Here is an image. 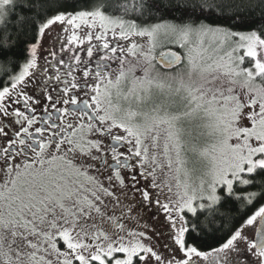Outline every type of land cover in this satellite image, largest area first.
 Here are the masks:
<instances>
[{
    "label": "snow or ice",
    "instance_id": "6c2138e0",
    "mask_svg": "<svg viewBox=\"0 0 264 264\" xmlns=\"http://www.w3.org/2000/svg\"><path fill=\"white\" fill-rule=\"evenodd\" d=\"M254 6L0 0V264H264Z\"/></svg>",
    "mask_w": 264,
    "mask_h": 264
},
{
    "label": "trees",
    "instance_id": "16d2710c",
    "mask_svg": "<svg viewBox=\"0 0 264 264\" xmlns=\"http://www.w3.org/2000/svg\"><path fill=\"white\" fill-rule=\"evenodd\" d=\"M254 7L245 8L242 10V15L246 17L245 21L235 27L236 31H249L252 29H259L264 27V6L260 5L258 0H251ZM231 24L232 22H228ZM222 211H227L223 209Z\"/></svg>",
    "mask_w": 264,
    "mask_h": 264
},
{
    "label": "rangeland",
    "instance_id": "374dc122",
    "mask_svg": "<svg viewBox=\"0 0 264 264\" xmlns=\"http://www.w3.org/2000/svg\"><path fill=\"white\" fill-rule=\"evenodd\" d=\"M174 49H175V48H174ZM164 50H165V48L158 49L156 54L158 55V54H159V51H164ZM138 74H139V73H138Z\"/></svg>",
    "mask_w": 264,
    "mask_h": 264
},
{
    "label": "water",
    "instance_id": "95a60500",
    "mask_svg": "<svg viewBox=\"0 0 264 264\" xmlns=\"http://www.w3.org/2000/svg\"><path fill=\"white\" fill-rule=\"evenodd\" d=\"M165 50H166V49H165ZM165 50H164V51H165ZM174 50H175V49H174Z\"/></svg>",
    "mask_w": 264,
    "mask_h": 264
}]
</instances>
